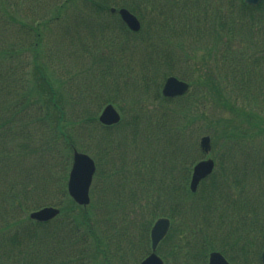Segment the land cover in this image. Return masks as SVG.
I'll return each mask as SVG.
<instances>
[{
    "label": "trees",
    "instance_id": "trees-1",
    "mask_svg": "<svg viewBox=\"0 0 264 264\" xmlns=\"http://www.w3.org/2000/svg\"><path fill=\"white\" fill-rule=\"evenodd\" d=\"M76 1L68 0V5L60 6L54 16L49 14L50 17L43 21L40 20L42 16L33 14L31 18L28 17L31 23L24 21L27 18L12 3L0 1V164L5 161V172L15 173L14 158L13 163L7 162L9 153L16 155L19 147L23 158L31 152L35 154V161L30 165L24 162L25 168L18 171L20 178H15L17 174L4 176L3 179L12 188L1 194L0 217L7 220L11 212H30L44 205H55L61 209V214L51 221L39 222L28 216L24 220L15 219L6 223L0 231V264H115L114 258L122 257L124 261L133 255L135 261H139L150 251L153 219L162 215L170 217L173 223L178 220V228L174 227L171 233L175 234L176 239L171 250H181L183 244L180 238L185 240L186 237L189 238L186 251L193 254L188 258L205 261L208 252L216 248L225 254L230 250L238 252L237 247H225L215 242L214 234L210 232L212 207L202 205V202L195 204L199 195L189 189V173L176 169L178 162L189 156L195 147L190 149V134L197 129L196 116L188 118V114L193 115L198 111L201 103L184 96L167 99L161 95L162 82L174 73L173 63L177 62L179 54L173 48H162L155 34L165 24L170 27V35L174 37L191 34L196 39H207L210 34V38L214 36L218 42L225 37L229 51L230 42L241 32V57L245 60L246 56L250 60L245 66L242 61L238 71L229 70L235 75L238 73L241 81L239 78L236 81L231 74L227 75L223 85L218 84L213 76L202 83L196 79L194 81L199 90H204L205 86L208 88L201 91L210 98L206 102L220 99L232 111V121L229 120L226 126L223 122L224 129L219 131L217 138L224 136L244 146V163L240 170L241 190L244 187L245 191L247 178L255 170L262 168L261 179L264 177V159L261 156L264 149L255 142L256 139L264 140V0L257 6L248 5L244 0H83L89 3L88 9L97 18H101L112 4L130 7L143 21L145 33L144 27L135 33L123 22L110 25L95 20V23L80 16L74 21L68 17L67 10ZM179 3L182 16L175 15L180 8ZM81 9L74 7L75 11ZM59 18L63 21L59 35L62 34L66 43H60L61 55L64 56L68 49L76 46V51L70 54L72 58L79 59L78 54L83 60L87 57L93 59L91 66L94 64V69L99 70V79L102 80H98L99 85L78 95L73 90V74L65 75L71 89L63 91L64 84L61 82L64 80L54 72L56 52L53 47L41 46L45 34L41 25L46 26L47 33L53 32L50 25ZM17 21L22 25L18 30L27 28L28 32H23V35L20 32L18 37L13 38L9 32L12 28L17 29L14 26ZM89 21L92 23L86 31L98 30V23L102 32L81 39L79 30L87 27L86 22ZM178 21L184 26L179 31L176 27ZM149 27L151 30L147 32ZM108 30H111L110 34ZM26 36L33 37L28 46L24 43ZM87 44L94 45L95 54ZM114 44L121 45L115 49ZM137 72L141 74L138 82ZM131 83L134 86L125 90L122 100H125L124 112L131 110L135 114L123 126L121 135L111 138V134H114L111 131L119 128L101 125L98 115L105 104L120 103L117 95L106 92L104 96L103 92L109 88L115 91L123 88L121 84L127 86ZM140 89L142 95L137 98L133 96L135 90ZM33 104L39 105L42 115L32 118L30 115L27 124L24 116L27 111L31 112L29 109ZM142 116L147 119L146 125L141 123L144 121ZM241 119L245 120L244 126ZM237 121L242 123L241 126L236 125ZM215 123L220 124V121ZM37 127L42 130L38 147L33 145V130ZM98 131H102L103 135L92 152L98 161L91 187L92 202L82 207L67 193L68 169L73 150L82 147L78 140L84 142L85 135H88L87 138L97 142L94 133ZM118 137L120 144L116 142ZM17 139L24 141H18L16 146ZM84 144L87 151L89 145ZM60 164L66 176H62V181L55 182L52 178L60 172L57 167ZM216 183L213 186L218 191L225 187L224 183ZM58 184L60 187L57 188ZM53 188H57L56 194L63 198L67 195L64 204H55L57 201L48 199V193ZM261 189L264 191V182ZM225 192L229 193L227 190ZM238 194H229L228 197L220 194V198H225L224 202L230 206L232 201L229 202V198L233 200L239 197L234 201L241 199L243 209L246 205L245 193ZM100 196L102 206L99 205ZM103 207L111 211L104 220L98 218V211ZM158 211H162V214H157ZM245 211L254 213L257 210L250 205ZM198 219L202 222H198ZM208 221H211V226L207 227L209 237L203 238L200 236L202 229L197 228V224ZM244 237L241 234V264H261L260 249L252 245V238V243L242 241Z\"/></svg>",
    "mask_w": 264,
    "mask_h": 264
},
{
    "label": "rangeland",
    "instance_id": "rangeland-1",
    "mask_svg": "<svg viewBox=\"0 0 264 264\" xmlns=\"http://www.w3.org/2000/svg\"><path fill=\"white\" fill-rule=\"evenodd\" d=\"M1 2L4 3V1H9L10 3H12V5H14V7L17 9H19V13L27 18V20H24L27 23H31V20L29 18H31V16L33 14H38L39 16H42V19H40L41 21H43L44 19H48L51 16H54L57 11L56 9L59 8L60 6H66L68 5V0H0ZM75 3H78L77 5H74ZM74 4H72L73 6L71 8H69L67 10L68 12V17L70 16V18H72L74 21L75 19H78V17H83V18H87L89 20H92L93 22H95V20H100L101 22L103 21L104 23L106 22L107 24L110 23V25L112 24H119L117 21V15H115V13H112L110 11V8H108L104 14L101 16V18H97V15L95 13H93L90 9H88L87 6H89V3L84 2L83 0H77ZM75 8H82L81 10H74ZM179 9L178 11L175 13L176 16L180 15L182 16L183 10L181 7V4L179 3ZM237 14H239L238 9L236 10ZM50 14V15H49ZM88 14L90 15L89 17H85L84 15ZM78 16V17H77ZM154 16V15H153ZM29 17V18H28ZM67 17V18H68ZM66 18V19H67ZM36 20V19H35ZM39 20V21H40ZM182 20V19H181ZM63 21L61 20V18L54 20V22L51 23V27L52 31H49L47 33L46 31V26L41 25L42 27V32L44 31V37L42 38V42H41V46L43 44H45L46 46L49 47H53V49H56V58L55 60H53L54 62V72L60 76V78L62 80H64L66 82V77L65 75H70L73 74V80L72 82H74V89L72 87V89L74 90V93H82L84 91H88L89 89L92 88V86L94 85H99L100 83L99 81H102L101 79H99V70L94 69V64L91 66V61L93 59H90L89 57H87V55L85 54V52L83 51V55L85 57H87V59L83 60L81 59V56L76 54L79 59H75L72 58L73 55H70L72 52L76 51V46H74L73 49H68L65 53L64 56L61 55V44L65 45V41H63L62 39V34L59 35L60 31H58L60 29V27L63 26ZM42 23V22H41ZM92 22H86V26L87 27H83L82 29H80V35H81V39H85V36H88V38L90 36H92V34H97L102 32L101 28H100V24H96L98 25V30H95L93 32L88 30L86 31L85 29H87L90 24ZM96 23V22H95ZM62 24V25H60ZM21 24H19V22L17 21V23L14 24V26L17 28L15 30V28H12L10 30L9 33L13 34V38L18 37L19 33L22 32L21 35H23V32H28L27 28H24V30H18V27H20ZM59 25V26H58ZM22 26V25H21ZM167 25H163L160 29V32L158 34H155L156 36V40L159 41L160 45L162 46V48H173V50L175 52H178L179 57L177 58V62L173 63L174 65V74L178 75L181 78H184L186 80H192L194 82V79H196V81H198V83H202L205 82L206 80H208V77L213 78L215 80H217L219 83L223 80L227 78V75H230L236 80L238 81V73L235 75L234 73L230 72V68L234 69V70H240L238 67H241V62L243 61L244 66L246 63H248L250 60V58L245 56V60H243V58L241 57V32L237 33L238 35H235V40H233L232 42H230L231 44V49L229 51H226L223 54V66L222 63L218 64L217 62V58L216 53L219 51L220 46L226 45L228 44V41L225 37L222 38L221 42H218L215 40L214 36H211L210 38V34L209 37L207 39L203 38H198L195 35H191V34H183L181 36H173L170 35V31L169 28L170 27H166ZM166 27V28H165ZM176 27L178 28L177 30H181L182 28H184V26L182 25L181 21L177 22ZM151 27H149L147 29V32H150ZM14 31V33H13ZM146 31V28L144 27V33ZM109 32V33H108ZM108 34H110L111 30H108ZM47 34V35H46ZM115 34V33H114ZM240 34V35H239ZM20 35V36H21ZM46 35V36H45ZM159 35V36H158ZM64 37V36H63ZM7 38H11V37H7ZM12 38V39H13ZM33 38V37H31ZM31 38L29 36H26L24 43L26 44V46H28L31 43ZM86 38V39H88ZM107 38V37H105ZM121 38V37H119ZM214 39V41H213ZM89 40V39H88ZM118 40V39H117ZM62 41V42H61ZM120 41V40H119ZM70 42V41H69ZM121 42V41H120ZM61 43V44H60ZM57 44V47H56ZM178 44H182V46H178ZM89 47V49H92L93 52L96 51L94 45L91 44H87ZM121 44H114L113 48H118ZM80 47L82 45H79ZM87 48V47H86ZM132 49V47H131ZM228 50V49H227ZM89 51V50H88ZM207 51L209 54H206ZM95 54V52L93 53ZM92 55V54H91ZM87 61V62H84ZM68 74H67V73ZM223 76V77H222ZM136 82H138L139 79H141V74H139V72L136 73ZM239 80L241 81V78H239ZM60 81V80H59ZM59 81L57 82V84L59 85ZM61 82L64 88V92L65 89L68 91L69 88L71 89L70 85L68 82ZM140 81V80H139ZM200 81V82H199ZM218 83V84H219ZM120 86H123V88L119 87L117 88L115 91H113V88H109V89H105L103 92V95H117L118 97V102L120 104H117L116 106L119 108V110L121 111V113L123 112L125 115V122H122V125H118L116 131H111L114 134H111V138L113 137H117L119 135H121L122 131H123V126H125V124L128 122V120H132V114H135V112H131V110L127 111L126 113L124 112V102L125 100H122L124 98V92L125 90H130L132 89V86H134L133 83H131L130 85H124L121 84ZM68 88V89H67ZM120 89H122V91L120 92ZM95 92L97 91L96 89H93ZM208 90V88L205 86L204 90L198 88V86L196 85V87L194 88V90L189 93L187 95L188 99L190 101H194L195 99L198 101V103L200 102V106H199V110L195 111V113L192 114H188V118H190L191 116H196V123H197V129L194 130L191 134H190V140L192 142L197 141L199 138L201 137V135L203 134H209L211 137H215L213 144L215 142V140L217 141V145H216V151L215 153H217V155L219 157H221V155L224 153V151L226 149L230 150V152H232L230 154L231 158L234 160V164L232 165V169H236V168H240L241 164L243 163V159L241 160V158H239V156H241V153H235V149L236 147L239 145L238 144H232L231 146H226L225 145V139L223 136H219L217 138V135L220 134L219 131L223 130L224 127L222 126L223 122L226 126V124H229V120L232 121V111L229 108V105L226 106L223 104V102L221 103L222 100L220 99H215V100H211L209 103L206 102L205 98L201 97L200 95L202 94L203 91ZM202 91V92H201ZM107 92V94H106ZM142 89L140 90H135V93L133 94V96H135L136 98L142 95ZM90 93V91H89ZM203 95V94H202ZM204 96V95H203ZM133 99V98H132ZM129 99V100H132ZM135 99V98H134ZM208 101L210 98H206ZM127 103V102H126ZM39 104V103H38ZM38 104H33L34 106H30V113H28V111L26 112V116H24V119L26 120V123L28 124L29 119L35 116H40L42 115V109H39V105ZM123 108V110L121 109V107ZM127 108V106H125ZM95 109V108H94ZM205 111V114L203 113ZM31 115V117L28 119V117ZM123 116V115H122ZM142 118H144V121H142L141 123H143L142 125H146L147 119L145 116H142ZM193 120V121H195ZM220 121V124H216V121ZM245 120L241 119V122L243 123V126L245 125L244 123ZM235 122V121H234ZM240 121L236 122V125H240L241 123ZM213 124H216L215 126ZM141 125V126H142ZM32 128V127H30ZM144 128V127H143ZM125 130V129H124ZM34 133V139L30 138L31 140L33 139V145L38 147V138L41 137V133L42 130L37 127L33 130ZM88 133V132H86ZM85 133V134H86ZM91 134V133H88ZM95 135V139H98L97 142H95V140H93V138H91V140L88 137V135L84 137V142L81 140H78V144L82 147L81 149L83 151H85V144L87 143L89 145V149L85 152L89 153L92 155V152L95 151L96 146L99 144L98 141L100 139H102V135L103 132L102 131H98L96 133H94ZM93 135V136H94ZM213 139V138H212ZM19 142H22L24 140L22 139H17L16 140V146ZM30 141V140H29ZM28 141V142H29ZM255 141V140H254ZM243 142V141H242ZM256 143H258L257 145L261 146L262 148H264V140L260 141V139H256L255 141ZM247 143V142H245ZM224 148L222 151L221 149ZM43 149V147H42ZM80 150V149H79ZM90 150V151H89ZM241 152V148L238 149ZM17 153L16 155L13 153H9L8 154V163H13V161L15 160V169L16 172L18 174V171L21 170L22 167L25 168V166L23 165L24 162L28 163L29 165L31 163H33L35 160V154L33 152H31L29 155H24L26 156V158H23V156H21L20 154V149L19 147H17L16 149ZM221 152V153H220ZM4 156V154H3ZM93 156V155H92ZM262 158L264 159V151H262L261 153ZM96 159V156H93ZM224 158V155L222 156ZM228 157V156H227ZM14 158V160H13ZM29 160V162H27ZM225 160V159H224ZM18 161V162H17ZM96 162H98L96 160ZM222 162H224L222 160ZM180 164V162H178ZM226 163V162H225ZM5 164H7L5 161H2L0 164V177L4 176V174L6 175H11L13 176V174H10L8 172H5L4 166ZM60 172L57 173V175L54 176V178H52L55 182H59L62 181V176L65 175L66 173L62 170V164H60L59 166ZM176 167V166H175ZM256 168V167H255ZM70 169V168H69ZM69 169H68V173H69ZM262 168H258V171L255 170L250 178L248 176L247 180L248 183L246 184L245 187V200L247 203L246 207L250 208L251 206H255V209L257 210L256 212L254 211V214H259V213H264V191L261 189V185L264 182V177L263 180L261 179V175H260V171ZM26 170V169H25ZM230 170L226 169L225 171H222L223 175H229ZM100 180H102V178H99ZM252 185V187H251ZM56 187H60V185H56ZM11 184L10 183H6L4 179L0 180V205H1V199H2V192L4 193L6 189L10 190ZM57 188H53V190L51 192H49L48 194V199L57 202L56 203H65V198H67L66 196H64L65 198H63L61 195L56 194V189ZM99 194V193H98ZM101 197V196H100ZM99 198V197H98ZM252 200V202H251ZM50 202V201H48ZM202 205H206V204H210L209 201L203 197L200 198V201L198 200V203ZM250 204V205H249ZM99 205L102 206L103 205V201H102V197L99 200ZM166 208V206L164 207ZM217 210H215V213L212 215V221H213V225L214 227H212V231H216V229L218 228L217 226V221L219 220L220 222L223 223V232H225L228 229V224L226 223L228 220H235V217L238 216L239 219H237L234 222V227L237 230V232L240 234L241 233H245L246 231L249 230L250 228V222H246V223H241V213L235 215V212H233L231 210V208L227 207L226 205H223L221 203H217ZM161 209V207L159 208ZM1 211V208H0ZM236 211L241 212V199L239 201V208L236 209ZM30 212H19V213H9L8 215V219L6 220L4 217H0V231L1 229L5 226L6 223H9L10 221H14L15 219H21V218H26L29 216ZM111 211H108L105 209V207L101 208L98 211V218H101L102 220H104L106 218L107 215H110ZM115 213V211H114ZM157 214H162V211H158ZM184 214H187V212H185ZM251 214V213H249ZM18 215V216H17ZM231 215L233 216L231 218ZM182 216V215H180ZM202 216V213H201ZM228 216V218H226ZM159 216L155 217L158 218ZM247 217H243L244 220L246 221ZM153 219V220H155ZM201 220L198 219V222H200ZM103 222V221H102ZM202 222V221H201ZM178 223V220L176 219V222ZM208 222H205L204 224L198 225L197 224V228H199L201 230V237L203 238H207L209 237V230H208ZM177 225V224H176ZM178 227V225H177ZM229 231L225 232V235L228 233ZM218 233L222 234L221 231L219 230ZM251 233L253 235H256L254 239H258L260 237L264 238V232L258 234L256 233V230L251 231ZM219 240H221V238L218 236L217 232L214 233ZM172 234V238L169 239L168 241L164 242L162 244V246L159 249V253L160 255L163 257V259L165 260V264H194L193 260L191 258H188L189 256H193V254L188 250L186 251V249L189 248V238L185 237V240H183V238H180V242L183 244V247L181 248V250H171V245H174L176 242L173 238ZM179 243V242H177ZM167 256H170L171 258H167ZM134 255L133 257H131V259L127 258L126 260L122 261V257L118 258H114L113 262L115 264H120L121 262L123 264H137L139 261H135L134 259ZM136 258V257H135ZM140 260V259H139ZM89 261V260H88ZM91 263V262H90ZM94 264V263H92ZM97 264V263H95Z\"/></svg>",
    "mask_w": 264,
    "mask_h": 264
},
{
    "label": "water",
    "instance_id": "water-1",
    "mask_svg": "<svg viewBox=\"0 0 264 264\" xmlns=\"http://www.w3.org/2000/svg\"><path fill=\"white\" fill-rule=\"evenodd\" d=\"M261 0H246L247 3L256 5ZM115 9L112 8V11ZM120 15L127 25L137 31L140 29V22L138 18L132 14L128 9H120ZM188 89V84L178 80L176 77H169L163 87V94L166 96H175L184 93ZM120 119L118 112L112 105H107L100 116V120L106 124H112ZM209 137L205 136L201 140V146L204 151L210 149ZM213 167V161L200 162L194 170L191 188L196 189L199 181L210 173ZM96 166L94 160L85 153L75 151L73 166L70 171L68 190L70 195L80 204H88L90 201L89 188L92 182L93 174ZM59 213V209L48 206L31 214V217L39 221H47L54 218ZM169 220L167 218H160L155 223L152 229V247L155 250L159 241L165 236L169 228ZM264 260V253L262 256ZM140 264H163L162 260L152 253L149 257L143 260ZM210 264H229L226 259L218 252H213L210 257Z\"/></svg>",
    "mask_w": 264,
    "mask_h": 264
}]
</instances>
